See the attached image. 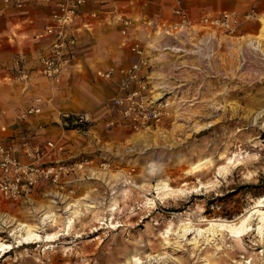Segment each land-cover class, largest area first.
Listing matches in <instances>:
<instances>
[{"label":"rangeland","instance_id":"rangeland-1","mask_svg":"<svg viewBox=\"0 0 264 264\" xmlns=\"http://www.w3.org/2000/svg\"><path fill=\"white\" fill-rule=\"evenodd\" d=\"M219 4L207 15L236 12L235 31L194 24L173 34L156 33L148 73L154 99L165 105L161 122L143 132H113L90 117L80 126L64 123L82 134L81 148L89 146L77 158L93 159L99 168L95 179L56 203L42 198L0 203V212L9 211L1 221L0 242H14L10 230L19 221L38 222L42 204H54L64 215L78 203L96 207L77 218L71 234L51 243L14 242L0 264H124L134 254L148 253L163 257L143 264H264L256 217L241 242L223 232L200 248L178 244L176 234L169 246L165 243L166 230L177 229L185 218L202 226L203 217L233 219L264 194V52L248 44L262 26L264 0ZM253 11L256 15L249 16ZM209 157L202 171H188ZM224 165L228 170L219 176ZM161 178L185 191L159 199L155 187Z\"/></svg>","mask_w":264,"mask_h":264},{"label":"crops","instance_id":"crops-1","mask_svg":"<svg viewBox=\"0 0 264 264\" xmlns=\"http://www.w3.org/2000/svg\"><path fill=\"white\" fill-rule=\"evenodd\" d=\"M219 1L103 0L101 5H87L85 13L76 20L80 28L76 57L62 80L55 82L38 70L39 55L52 40V36L44 32L51 12L50 5L40 1L16 8L7 7L5 1L0 0V126H7L5 132H0V139L7 144H20L24 136L29 143L42 146L53 142L63 146V149L55 150L48 162H72L78 159L82 149L89 146L81 148L79 138L82 134L65 126V114L87 113L92 120L111 126L113 132H122V128L133 129L122 109L113 104L114 97L122 93L120 86L126 77L122 68H128L137 61L132 45L139 41L153 46L156 33L169 30L173 23L180 20L177 8L185 9L191 21L201 26L203 17L219 8ZM93 9H99L98 19L89 18L87 12ZM117 14L132 19L126 32L122 31ZM18 57L23 59L30 71L26 80L17 76L15 60ZM108 71L109 76L99 73ZM142 72L147 73V70ZM37 107L41 108L40 112L22 115L29 108ZM114 138H118L117 134ZM92 142L91 138L89 145L92 146ZM20 157L26 159L23 154ZM87 159L83 169L65 177L64 190L47 182L19 201L1 197L0 203L12 201L23 204L39 201V198L56 203L57 200L73 198L71 193L95 179L94 170L99 169L94 166L93 159ZM101 173L103 177L105 171ZM87 189L88 186L83 189L84 192ZM47 205L54 204H42L38 208L45 209ZM8 212H0V226Z\"/></svg>","mask_w":264,"mask_h":264},{"label":"built area","instance_id":"built-area-1","mask_svg":"<svg viewBox=\"0 0 264 264\" xmlns=\"http://www.w3.org/2000/svg\"><path fill=\"white\" fill-rule=\"evenodd\" d=\"M7 7L24 8L36 2H44L51 7L50 15L45 23V34L52 36L50 45L41 52L38 58V70L55 82L62 80L70 69L76 57V46L79 26L76 24L78 17L85 13V7L90 4H103V0H4ZM89 18L98 19L99 9L87 12ZM176 13L180 20L169 30L168 34L183 31L194 23L185 9L177 8ZM256 15L253 11L249 16ZM248 16V17H249ZM239 18L236 12L223 11L215 15L203 17L201 25L204 28L218 30L222 28L228 32L236 29L235 20ZM116 19L122 24V31L126 32L132 19L117 14ZM164 31V32H165ZM175 31V32H174ZM132 51L137 56V61L128 68H122L126 74L120 86L121 94L113 99V104L122 109V113L131 123L132 127L141 130L149 128L151 123H159L165 114V105L157 103L151 88V75L148 68L151 66L150 47L141 42L132 45ZM146 69L147 73L142 71ZM17 76L26 80L30 71L26 68L21 57L15 60ZM110 75V72L101 73ZM41 101V98H39ZM41 108H29L23 112L26 116L33 112H40ZM89 121L86 113L65 114V124H85ZM7 126H0V132H5ZM20 144H7L0 139V198L5 197L19 201L24 196H30L36 188L43 183L50 182L59 189L65 188V177L71 172L83 169L88 162L87 158H80L72 162H48L55 150H62L63 146L49 142L47 146L29 143L26 137H21ZM26 156L21 159L20 155Z\"/></svg>","mask_w":264,"mask_h":264},{"label":"bare ground","instance_id":"bare-ground-1","mask_svg":"<svg viewBox=\"0 0 264 264\" xmlns=\"http://www.w3.org/2000/svg\"><path fill=\"white\" fill-rule=\"evenodd\" d=\"M261 21L262 26L259 33L256 36L252 35V37L249 38L248 44L254 48H260L262 52H264V49L262 48V39H264V15L261 17ZM175 49L179 48L175 47ZM198 126L201 125L198 124ZM211 160L212 159L210 157L197 160L192 164L188 171L194 173L200 172L207 167V163ZM228 162L232 163L234 161L232 158H230ZM228 167V165L222 166V168L219 169V176L228 170ZM155 188L159 199L166 197L168 198V196L172 194L185 191V188L183 187L171 186L169 181L163 178L159 179ZM194 190L196 189H193L192 191ZM67 205L69 206V203ZM74 207L69 206L67 209L69 214L64 215L63 213L59 212V209H57L56 206L47 205L38 222L30 223L26 221H19L10 230L14 242H18L19 245L33 242L51 243L59 239L61 235L71 234V232L75 229L77 218L81 217L82 215H86V213H88L92 207H96V205L92 203H78L74 205ZM255 217L258 218V224L254 229L252 221ZM200 222L205 223L206 225H198V223H194L190 218L183 219L181 223H179L177 229L168 228L166 230V234L164 236L165 243H167L169 246V243H172L170 240L171 235L176 234L175 241L178 242V244H180L182 241H185V243L187 242L188 244H193L195 247L200 248L202 244L210 243L212 240H217L220 238V235L223 232H227L233 236L235 240L241 242L243 236L253 229L260 237V240L264 242V194L261 195L255 201V203L246 210V212L237 216L236 218L226 219L222 217H203L200 219ZM52 226L55 227V229L53 231H49V228ZM193 234L194 236L190 237ZM14 242L12 243L7 240L0 242V258L5 254V252L15 247ZM162 257L163 256L160 255V253H148L145 256L134 254L130 256L127 263L124 264H143L144 262L151 261L152 259L158 260Z\"/></svg>","mask_w":264,"mask_h":264},{"label":"trees","instance_id":"trees-1","mask_svg":"<svg viewBox=\"0 0 264 264\" xmlns=\"http://www.w3.org/2000/svg\"><path fill=\"white\" fill-rule=\"evenodd\" d=\"M78 125L80 126L81 124H75V126H78ZM69 127H70V126H69Z\"/></svg>","mask_w":264,"mask_h":264}]
</instances>
